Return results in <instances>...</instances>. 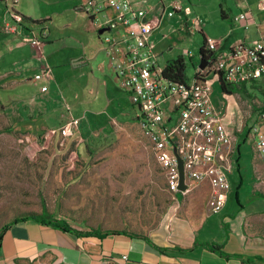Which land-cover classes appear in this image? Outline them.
<instances>
[{"label":"rangeland","instance_id":"rangeland-1","mask_svg":"<svg viewBox=\"0 0 264 264\" xmlns=\"http://www.w3.org/2000/svg\"><path fill=\"white\" fill-rule=\"evenodd\" d=\"M194 1L188 4L199 13L201 7ZM75 5V0H20L16 5L28 18L47 17L49 44L43 50L44 61L61 75L56 78L54 101L47 100L38 114H16L10 122L7 114L0 112V226L19 215L40 213L44 204L55 218H65L85 229L143 233L172 211V195L139 130L136 106L127 96L123 98L113 91L112 86L105 88L99 78L107 74L65 75L76 70L68 64L75 53L94 50L97 37L109 34L90 31L85 13ZM172 12L178 19L174 9ZM95 20L102 19L98 16ZM178 28L166 13L152 40H157L155 51L160 68L182 57L185 76L190 81L199 62L202 37L196 31L182 34L179 39L174 31ZM184 49L193 56L183 55ZM109 81L108 85L113 84ZM247 88L252 98L233 93L236 103L230 126L236 129L242 125L244 130L235 132L239 168L234 164L229 175L231 194L226 213L234 207L236 210L238 203L248 206L253 201V189L264 192V166L255 160L252 167L253 143L247 140L248 134L245 136L253 118L264 110V80L249 82L244 90ZM221 93L219 83H214L211 99L217 108L224 100ZM19 107L26 110L22 104ZM203 188L200 198L205 200L208 191ZM14 264L46 263L40 260Z\"/></svg>","mask_w":264,"mask_h":264},{"label":"crops","instance_id":"crops-1","mask_svg":"<svg viewBox=\"0 0 264 264\" xmlns=\"http://www.w3.org/2000/svg\"><path fill=\"white\" fill-rule=\"evenodd\" d=\"M75 1L78 4L75 5V9L83 12L81 8L84 0ZM192 1L131 0V6L136 12H141L143 18L146 17L152 21L160 15L162 21L166 13L172 11L175 6L188 7L190 15H196L201 19L202 26L199 34L202 42L205 38L217 39L220 50H225L234 43H251L259 39L264 41V0H196L194 2L201 7L199 13H195L188 4ZM0 3L1 26V21L6 19L5 0H0ZM17 10L20 12L19 9ZM240 11L248 12L246 20L235 22L233 18ZM178 12L182 15L181 11ZM85 16L88 19L90 31L98 33L96 20L90 19L86 14ZM23 17L21 26L23 35L0 30V112L7 114L8 121L16 114L27 113L31 116L34 111L38 114L42 106H46L47 100L53 102L58 88L56 78H59L57 75H61L55 71L54 66L49 64L52 68L51 78L48 81H34L33 76L40 65L47 63L44 61L43 50L49 44V28L45 22L47 17L43 19H32L24 15ZM171 19L180 24L174 16L170 17ZM243 24H247V27ZM42 29L47 30V37L38 49L30 45L26 35L31 30L41 33ZM182 34L187 33L175 32L179 39ZM165 37L163 35V38ZM97 38L98 45L94 50L82 49L68 60L72 69L77 71L65 75L78 73V76H95V72L107 74L101 79L97 75L96 77L103 80L106 89L112 86L110 88L124 98L127 92L121 87L109 66L107 54L102 48L103 37ZM155 46H157V40ZM74 59L78 60V63H72ZM82 67L86 68L81 69ZM30 75L33 76L30 77ZM109 80H112L113 84L108 85ZM42 85L47 86L44 92L40 91ZM225 101L227 103L226 118L231 122L236 103L233 94L228 95ZM20 104L24 105L26 110H21ZM261 106L264 109L262 101ZM261 113H264V110ZM259 115L253 118L251 124L258 122L264 130V120L259 119ZM27 120V123H30V120ZM13 121L17 120L13 119ZM237 138L244 142L242 136ZM247 138L253 143L252 167L255 160L264 166L256 152L254 142L249 136ZM238 145L233 155L235 161L228 174V180L234 164L239 168L236 160ZM203 187H206L208 191L205 200L200 198L204 193L203 190L205 191ZM192 191L191 194L180 196L179 204L177 206L173 204L172 211L154 228L138 233L142 236L109 234L102 239L80 237L42 224L32 218L16 222L3 234L0 264L40 260L46 264H264V203L261 201L264 197L259 195L264 192L253 189V201H250L248 206L238 203L236 210L234 207L230 213L224 212L228 205L227 197L221 212L211 214L207 206L208 185H198ZM52 215L55 217L54 214ZM213 216L218 218L212 219ZM56 218L61 217L56 216ZM67 222L77 230H88ZM206 243L218 245L223 254L210 250L205 246Z\"/></svg>","mask_w":264,"mask_h":264},{"label":"built area","instance_id":"built-area-1","mask_svg":"<svg viewBox=\"0 0 264 264\" xmlns=\"http://www.w3.org/2000/svg\"><path fill=\"white\" fill-rule=\"evenodd\" d=\"M19 1L5 0L6 19L1 21L0 30L23 35L24 17L16 8ZM81 10L93 20L100 16L102 20L96 21L97 27H106L105 31L109 32L101 40L102 48L130 103L137 108L136 122L162 171L173 204H179L177 193L185 196L196 186L207 184L209 213L221 212L230 190L228 174L236 149L235 132L241 133L244 127L233 129L226 118L225 98L233 93L222 91L224 100L217 108L211 99L212 87L216 82L240 87L264 78V41L234 43L220 50L217 39L205 38L206 66L200 69L197 65L190 81L166 79L152 40L154 30L160 26L161 15L154 21L143 18L141 12L133 10L131 0H84ZM174 11L180 23L175 32L201 31V19L190 15L188 7L178 5ZM173 13L170 11L167 16L172 17ZM247 14L240 11L233 20L243 22ZM26 37L30 45L39 49L47 30L41 33L31 30ZM182 54L193 56L187 49ZM51 76V66L43 63L33 79L48 81ZM46 90V85L40 87L41 92ZM259 119L264 120V113ZM248 136L264 164V130L258 122L249 126ZM179 160L183 190L179 189Z\"/></svg>","mask_w":264,"mask_h":264},{"label":"trees","instance_id":"trees-1","mask_svg":"<svg viewBox=\"0 0 264 264\" xmlns=\"http://www.w3.org/2000/svg\"><path fill=\"white\" fill-rule=\"evenodd\" d=\"M205 41V40H204ZM204 41L202 42V45L199 49L200 53L203 55L204 52ZM163 76L166 79H174V80H184L186 78L185 74V63L182 57H178L176 59H173L171 61H168L163 69L162 72ZM221 91L229 92V93H234L237 92L239 93L240 96L248 95V97L252 98V95L249 93V91H245V84H242L240 87H228L224 83H219ZM244 130V129H243ZM249 130V129H248ZM248 130L246 131L245 136L248 134ZM1 132V131H0ZM243 132V131H242ZM241 132V133H242ZM260 196L264 197V193H259ZM35 219L36 221L45 224V225H50L56 229L62 230L64 232H69L72 234H75L80 237H96L99 239H102L106 235L109 234H127L130 236H142L138 233H134L131 231H127L124 229H88V230H77L73 227H71L67 221L64 219H58L53 217L52 214H49L46 210L45 205H42V210L40 213L37 214H26V215H19L14 218L9 219L6 221L4 224L0 226V250L2 247V238L3 234L7 231V229L14 223L23 221L26 219ZM206 247H208L210 250L217 252L218 254H223L222 251L220 250V247L218 245H209L205 244ZM226 257H229V255H225Z\"/></svg>","mask_w":264,"mask_h":264},{"label":"water","instance_id":"water-1","mask_svg":"<svg viewBox=\"0 0 264 264\" xmlns=\"http://www.w3.org/2000/svg\"><path fill=\"white\" fill-rule=\"evenodd\" d=\"M107 28L106 27H101L97 30L98 34H102ZM199 62H198V67L200 69H203L206 64H207V60L203 57V55L200 53L199 51ZM77 61V62H76ZM72 63H78V60L72 61ZM181 161L179 160V170H180V181H179V189L183 190L185 189V185L183 184V177H182V172H181Z\"/></svg>","mask_w":264,"mask_h":264}]
</instances>
